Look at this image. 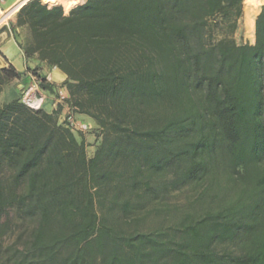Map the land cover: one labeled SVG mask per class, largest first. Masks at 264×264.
I'll list each match as a JSON object with an SVG mask.
<instances>
[{"label":"trees","instance_id":"1","mask_svg":"<svg viewBox=\"0 0 264 264\" xmlns=\"http://www.w3.org/2000/svg\"><path fill=\"white\" fill-rule=\"evenodd\" d=\"M43 1L10 33L101 142L89 158L56 112L0 106V264H264V5L238 45L244 0ZM21 77L0 69V98ZM185 188L196 213L166 226ZM17 220L34 226L7 243Z\"/></svg>","mask_w":264,"mask_h":264},{"label":"rangeland","instance_id":"2","mask_svg":"<svg viewBox=\"0 0 264 264\" xmlns=\"http://www.w3.org/2000/svg\"><path fill=\"white\" fill-rule=\"evenodd\" d=\"M73 1H76L75 3H72L73 5H79L85 0ZM259 3L260 0H244L243 15L239 21L238 29L232 36L238 45H253L255 43V31L253 33V27L255 19L259 15L261 8L264 5V1L260 6ZM17 13L18 12H16L11 18L0 23V36L5 33L10 34L11 23L15 21ZM222 34L226 35V32H218L214 35L215 38H218ZM23 36H25L24 33ZM5 47L7 48L8 55L13 59L18 56L19 52L17 48L9 47L7 46V44L5 45ZM30 63L32 64V68L28 69L27 73H22V77L19 80L12 82L8 87L5 88L0 98V106L15 99H21L32 109H44L45 111L56 112V119L59 124L66 123L79 140H81L82 138L86 140L87 155L89 158H92L98 148V145L101 142V133L97 125L92 119L88 118L87 116L78 115L75 113L72 114L70 106L68 108H61V106L59 105L55 107L53 105V107H50L47 104V100H43V97L40 94H37V91H40V93L43 92L39 87L37 76L43 77V75L45 74H43L42 71L47 74L52 71V68L43 65V70H40L39 66H36L35 62L31 61ZM9 66L10 64L7 63L3 68H8ZM38 71L40 72V74L36 73ZM52 79L54 78L52 77ZM62 86H64V84L60 83L59 87L61 88ZM56 95L58 96V94ZM45 96L47 97V99L50 98V95L48 94H45ZM40 101H42L41 105ZM53 102H55V100ZM196 195L197 191L193 190L192 188L179 189L171 192L167 199V204L169 205L170 212L166 217H164V219L167 220L166 226L178 223L180 220L185 218L187 214L196 213L195 209L197 207L194 206ZM154 218L155 217H152V219H149L147 221L146 226L148 227L145 226V229L151 228L154 224H156V220H153ZM16 219L17 218L15 217V220ZM16 223L18 227L16 228L15 234L10 240L7 239V243L20 241L22 236L26 237L28 231L34 226V222H27L24 225H20L17 220ZM217 250L220 253H230L234 251V248L230 246L229 243H223L217 245Z\"/></svg>","mask_w":264,"mask_h":264},{"label":"crops","instance_id":"3","mask_svg":"<svg viewBox=\"0 0 264 264\" xmlns=\"http://www.w3.org/2000/svg\"><path fill=\"white\" fill-rule=\"evenodd\" d=\"M26 1L27 0H0V23L14 16V14L19 11V7ZM85 1H83L80 4H83ZM75 2L76 1H73V0H53V2L50 3L44 0L43 3L48 4L49 6L61 5L64 8L65 14H68L70 11L69 12L65 11L66 5L70 3L72 4ZM75 6L77 5L74 4L72 8H74ZM6 44L9 47L17 48L19 54L14 59L8 55L7 48L5 47ZM0 54L2 56V57L0 56V69L5 67L7 63L14 66L16 70L20 72L21 74L27 73V70L32 68V64L26 61L22 50L18 47L11 33L10 34L5 33L0 36ZM33 62H35L36 66L37 65L39 66L40 70H43V65H39L40 63H38L37 61H33ZM42 73L45 74L43 75V77H46L47 81L51 85L54 86L55 93L58 94V96L51 95L44 91L42 93H40V91H37V94H40L43 97V100L44 99L47 100L48 102L47 104L50 107H53V105L54 107L59 105L61 106V108H64V107L68 108L69 107L68 105L69 93L64 86H62L61 88L59 87V84L64 83L65 81L64 74H62L59 70L54 69V68L52 69L50 73L46 74L44 71H42ZM38 74H40L39 71H38ZM52 77L54 79H52ZM45 94L50 95V98L47 99ZM54 100L55 102H53ZM41 104H42V101H40V105ZM47 112L52 113L51 111H47Z\"/></svg>","mask_w":264,"mask_h":264},{"label":"water","instance_id":"4","mask_svg":"<svg viewBox=\"0 0 264 264\" xmlns=\"http://www.w3.org/2000/svg\"><path fill=\"white\" fill-rule=\"evenodd\" d=\"M30 0H27L26 2H24L20 7H19V10L25 5L27 4V2H29Z\"/></svg>","mask_w":264,"mask_h":264},{"label":"built area","instance_id":"5","mask_svg":"<svg viewBox=\"0 0 264 264\" xmlns=\"http://www.w3.org/2000/svg\"><path fill=\"white\" fill-rule=\"evenodd\" d=\"M71 110H72V114L74 113V111H73V109L72 108H70Z\"/></svg>","mask_w":264,"mask_h":264}]
</instances>
